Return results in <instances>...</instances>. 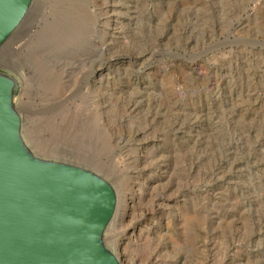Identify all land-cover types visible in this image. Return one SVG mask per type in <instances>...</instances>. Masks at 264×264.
<instances>
[{
    "label": "rangeland",
    "instance_id": "rangeland-1",
    "mask_svg": "<svg viewBox=\"0 0 264 264\" xmlns=\"http://www.w3.org/2000/svg\"><path fill=\"white\" fill-rule=\"evenodd\" d=\"M0 65L33 150L115 186L123 264H264V0H35Z\"/></svg>",
    "mask_w": 264,
    "mask_h": 264
},
{
    "label": "water",
    "instance_id": "water-1",
    "mask_svg": "<svg viewBox=\"0 0 264 264\" xmlns=\"http://www.w3.org/2000/svg\"><path fill=\"white\" fill-rule=\"evenodd\" d=\"M35 0H0V50ZM22 81L0 65V264H123L107 244L118 193L79 164L38 155L23 135Z\"/></svg>",
    "mask_w": 264,
    "mask_h": 264
}]
</instances>
